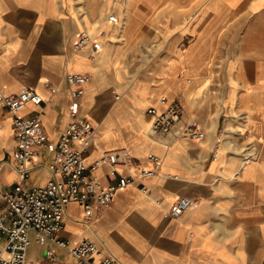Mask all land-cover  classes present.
Instances as JSON below:
<instances>
[{
	"label": "crops",
	"instance_id": "crops-1",
	"mask_svg": "<svg viewBox=\"0 0 264 264\" xmlns=\"http://www.w3.org/2000/svg\"><path fill=\"white\" fill-rule=\"evenodd\" d=\"M112 13L116 24L108 21ZM82 29L96 33L103 46L98 54L73 48ZM149 38L157 39L161 54L131 78L127 58ZM67 73L91 77L77 85L83 89L79 116L96 128L86 164L106 151L128 149L131 166L122 171L135 181L89 221L79 204H69L61 238L72 246L102 242L115 264H264V0H0V93L38 91L45 102L21 115L41 112L50 140L70 122ZM163 96L180 99L189 120L205 132L203 140L178 139L165 147L148 135L147 110L164 108ZM0 143V170L9 169L11 190L15 136L12 115L1 105ZM247 150L255 158L243 164ZM152 155L161 159L159 169L140 178L153 168ZM47 160L43 151L30 184L47 181ZM95 173L103 185L117 181L107 164ZM182 196L195 205L169 218ZM59 253L72 260L65 250ZM43 255L33 243L27 257Z\"/></svg>",
	"mask_w": 264,
	"mask_h": 264
},
{
	"label": "built area",
	"instance_id": "built-area-1",
	"mask_svg": "<svg viewBox=\"0 0 264 264\" xmlns=\"http://www.w3.org/2000/svg\"><path fill=\"white\" fill-rule=\"evenodd\" d=\"M108 21L118 22L115 14H109ZM102 43L96 33L82 29L73 43L75 50L89 48L91 54H98ZM88 74L67 73L65 81L70 87V122L56 140H50L41 119V112L22 116L28 105L42 106L44 97L35 89L24 87L15 94L0 93V105L12 115L15 145L11 152L17 181L13 188L0 194V264H115L116 258L99 241L82 240L71 245L69 240L60 237L66 208L71 203L82 207L83 221L102 214L112 204L119 190L134 183L135 178L123 174L122 169L131 166L128 149L106 151L92 165H87L85 156L96 140V128L86 118L79 116L80 98L83 89L80 82L88 83ZM51 95L57 88L48 81L44 83ZM115 99L120 94L113 91ZM164 108L150 107L148 135L168 145L178 139L203 140L205 132L192 123L186 115L182 102L177 97L168 102L167 97L160 99ZM221 134H219L220 136ZM221 138V137H219ZM220 139L215 143L212 156H217ZM43 151L48 153L45 163L48 179L44 184H30L31 172L38 167ZM255 158L254 151L247 150L242 156L243 164ZM153 164L150 170H142L140 178L154 175L161 164L155 155L149 157ZM102 164L109 166V174L117 181L103 185L95 170ZM144 192L146 188H142ZM160 200H158L159 202ZM195 200L182 196L172 204L167 216L176 219L195 205ZM36 243L44 248V255L38 261L28 260L30 246ZM59 250H65L71 261L61 258Z\"/></svg>",
	"mask_w": 264,
	"mask_h": 264
},
{
	"label": "rangeland",
	"instance_id": "rangeland-1",
	"mask_svg": "<svg viewBox=\"0 0 264 264\" xmlns=\"http://www.w3.org/2000/svg\"><path fill=\"white\" fill-rule=\"evenodd\" d=\"M147 46L150 47V50ZM160 48L161 45H159L156 38H149L146 42L140 44V49L134 55H130L126 61L127 69L131 72V78L137 79L142 72L147 70L155 62L161 54ZM8 171L9 169L7 167L0 170V191L2 193L10 190L9 178L6 176Z\"/></svg>",
	"mask_w": 264,
	"mask_h": 264
},
{
	"label": "bare ground",
	"instance_id": "bare-ground-1",
	"mask_svg": "<svg viewBox=\"0 0 264 264\" xmlns=\"http://www.w3.org/2000/svg\"><path fill=\"white\" fill-rule=\"evenodd\" d=\"M95 33V32H94Z\"/></svg>",
	"mask_w": 264,
	"mask_h": 264
}]
</instances>
